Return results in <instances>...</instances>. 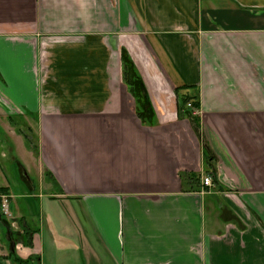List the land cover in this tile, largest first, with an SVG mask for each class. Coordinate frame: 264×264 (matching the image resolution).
I'll list each match as a JSON object with an SVG mask.
<instances>
[{"label":"crops","instance_id":"obj_1","mask_svg":"<svg viewBox=\"0 0 264 264\" xmlns=\"http://www.w3.org/2000/svg\"><path fill=\"white\" fill-rule=\"evenodd\" d=\"M0 190V264H264V0H0Z\"/></svg>","mask_w":264,"mask_h":264},{"label":"trees","instance_id":"obj_2","mask_svg":"<svg viewBox=\"0 0 264 264\" xmlns=\"http://www.w3.org/2000/svg\"><path fill=\"white\" fill-rule=\"evenodd\" d=\"M122 73H123V80L125 81V83L129 87V90L132 93L137 95V93L132 89V84H131V79H130L131 78L130 71L127 69L126 62L124 60H123V71H122ZM185 88L189 89L190 87H185ZM175 91L178 92L179 89L177 88V89H175ZM178 97H179V108H178L179 115L181 117L190 118L192 120V122L195 124L196 128H198V124H199L198 117L193 116L192 107L191 108L186 107V104L189 101L192 102L191 105L193 107H195V108L198 107L199 106L198 95L196 94V95L191 96V95H187V94H182V95H178ZM25 137L28 138V136H25ZM205 160H206L207 164L210 167L211 166L212 157L208 155V156L205 157ZM185 179H192V180L198 182L199 176L195 175V174H191V175L185 177ZM0 192H1V190H0ZM13 262H15L17 264H27L28 260L27 261H21L18 258H14Z\"/></svg>","mask_w":264,"mask_h":264},{"label":"built area","instance_id":"obj_3","mask_svg":"<svg viewBox=\"0 0 264 264\" xmlns=\"http://www.w3.org/2000/svg\"><path fill=\"white\" fill-rule=\"evenodd\" d=\"M187 107L191 108L189 103L187 104ZM192 114L197 115V114H199V112L195 108H192ZM201 184H202V187H204V188H210V187L214 186L212 178L210 176L203 177ZM8 200H9V198L7 196H1L0 197V216L5 220L11 219Z\"/></svg>","mask_w":264,"mask_h":264}]
</instances>
